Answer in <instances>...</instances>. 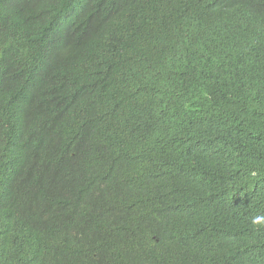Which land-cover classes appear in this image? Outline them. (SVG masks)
I'll return each mask as SVG.
<instances>
[{
    "label": "trees",
    "instance_id": "obj_1",
    "mask_svg": "<svg viewBox=\"0 0 264 264\" xmlns=\"http://www.w3.org/2000/svg\"><path fill=\"white\" fill-rule=\"evenodd\" d=\"M0 264H264V0H0Z\"/></svg>",
    "mask_w": 264,
    "mask_h": 264
},
{
    "label": "clouds",
    "instance_id": "obj_2",
    "mask_svg": "<svg viewBox=\"0 0 264 264\" xmlns=\"http://www.w3.org/2000/svg\"><path fill=\"white\" fill-rule=\"evenodd\" d=\"M203 86L207 92L209 91H213L216 90L215 88L211 87L210 82L207 81L203 75L202 72L199 73V81L197 84V93L196 96L200 97V87ZM210 109H208L209 111ZM177 113L185 118V114L183 113V111L178 112ZM211 117L214 119V123H206L201 125L202 127V131H213L217 134H221V128H222V124H217V123H221V119L219 117H217L214 114H210ZM180 165H182V162L180 163ZM236 194V183H235V179L234 177L231 175L227 178V182L224 185V190H223V199L221 201L222 204H229L235 197ZM219 202V197H216L214 199V204H212L213 207H207V209H214L217 208L218 205L217 203ZM209 206V205H208ZM207 211V210H205Z\"/></svg>",
    "mask_w": 264,
    "mask_h": 264
}]
</instances>
